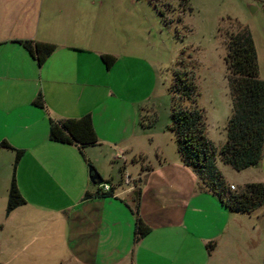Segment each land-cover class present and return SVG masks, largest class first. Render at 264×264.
<instances>
[{"label":"crops","instance_id":"crops-1","mask_svg":"<svg viewBox=\"0 0 264 264\" xmlns=\"http://www.w3.org/2000/svg\"><path fill=\"white\" fill-rule=\"evenodd\" d=\"M71 5L72 2L63 0L58 6L57 18L51 19L49 15L35 26L36 15L30 0H0V229L10 231L12 236L8 261L142 264L140 258L149 253L155 228H159L160 236L174 230L184 231L187 214L204 211L200 208L189 211L193 198H204L202 194L215 201L218 196L183 163L177 148L174 159L160 158L158 165L141 169L135 177L129 165H124V174H131L135 187L120 189L112 182L109 185L113 196H95L99 185L90 180L88 162L94 161L87 150L84 157L76 145L49 138L51 118H80L87 114L92 115L99 138L95 147L109 145L123 150L115 140L106 137L109 132L120 131V136H124L122 142L135 137L133 131L129 133L123 126L115 128L118 121L125 123L132 117L134 124L135 119L129 108L134 92L130 80L120 79L114 73L120 64L118 53L108 47L89 45L93 40L87 44L81 35L73 41L71 28L64 20ZM22 40L52 43L56 49L40 65ZM105 55L116 57L110 68L103 59ZM124 57L129 60L128 56ZM40 96L43 106L37 103ZM118 98L124 99L123 112L109 114L111 106L121 101ZM3 142L12 149L2 147ZM14 149L24 150L16 171ZM96 168L103 178L102 171ZM160 171L174 176L170 179L172 182L178 181L179 186L176 184L172 191L174 198H162L159 178L162 180L165 176ZM158 172L159 177L154 178ZM185 175L187 180L183 179ZM14 176L26 203L8 214ZM87 193L93 197L85 198ZM162 201L167 204L162 206ZM136 203L141 209V218L152 229L139 241H135L136 222L129 208H136ZM214 240L202 237L200 243L212 244ZM153 247L159 249L154 251L157 257L154 262L167 264L169 245L166 247L159 240Z\"/></svg>","mask_w":264,"mask_h":264},{"label":"rangeland","instance_id":"rangeland-1","mask_svg":"<svg viewBox=\"0 0 264 264\" xmlns=\"http://www.w3.org/2000/svg\"><path fill=\"white\" fill-rule=\"evenodd\" d=\"M62 1L30 0L36 15L34 25L49 15L51 19L57 18ZM66 1L72 2L64 20L71 28L73 41L81 35L87 44L88 40H93L89 45L116 51L120 64L114 73L120 79L130 80L134 90L129 105L130 115L133 112L135 115L134 124L130 117L125 123L118 121L115 128L123 126L129 133L133 131L135 137L122 142L124 136H120V131L106 134L123 150L109 145L86 147L94 161L89 170L97 166L104 175L105 184L113 182L120 189H127L130 185L123 183L124 165H129V171L135 177L141 169L158 165L160 158L174 159L176 148L178 151L177 136L172 129L174 107L202 109L207 137L217 149L225 144L226 127L233 113L231 71L227 63L228 36L238 27L250 31L257 48L260 78L264 80V0ZM124 56L129 60L126 61ZM179 69H186L193 76L197 86L194 102L182 98L175 90V71ZM118 100L121 101L111 100L117 103L111 106L109 114L123 112L124 99ZM123 153L127 161L121 155ZM116 155L120 158H115ZM217 165L226 184L229 187L235 185V190L247 183L264 182L261 166L237 171L223 163L220 157ZM164 173L165 179L159 178L160 193L162 198H174L172 191L179 183L172 182L174 176ZM160 174L158 172L154 178ZM183 179L188 178L185 175ZM200 196L205 197H194L189 211L192 208L204 211L187 214L184 231L174 230L160 236L159 228H155L156 233L151 238L153 244L149 253L141 256L140 262L158 264L154 262L157 258L154 251L159 249L153 246L161 240L162 245L170 248L167 264H264V206L252 213L234 212L218 197L219 200L214 201L207 195ZM165 204V201L161 202L162 206ZM129 208L136 222V218L141 217V209ZM159 208L163 212L162 207ZM9 232L0 229V264H28L20 260L8 261L12 239ZM202 237H212L215 242L203 245L200 243Z\"/></svg>","mask_w":264,"mask_h":264},{"label":"trees","instance_id":"trees-1","mask_svg":"<svg viewBox=\"0 0 264 264\" xmlns=\"http://www.w3.org/2000/svg\"><path fill=\"white\" fill-rule=\"evenodd\" d=\"M21 43L40 65L56 49L55 44L47 42L22 40ZM227 48L233 113L226 127L225 144L217 149L209 140L206 135L207 124L204 112L197 106L174 107L172 129L177 136L178 152L183 163L197 174L227 208L234 212L252 213L264 206V182L247 183L239 190H230L231 186L226 184L218 169L217 159L220 157L223 163L237 171L261 166L264 157V80L260 78L257 48L247 28L238 27L231 32L228 36ZM103 59L108 68L116 61V57L111 55H105ZM174 84L176 92L182 98L190 102L195 101L197 86L188 70H176ZM37 103L43 106L41 96ZM49 138L58 143L76 145L84 157L86 147L99 143L91 114L80 118L59 120L51 118ZM1 146L11 148L6 142ZM14 150L16 171L24 150ZM88 163L92 165L91 162ZM93 168L96 170L95 167ZM95 196L111 197L113 192H102L99 187ZM90 197L93 195L87 193L85 198ZM25 203L26 200L14 176L9 190L7 213ZM138 208L139 204L136 203V209ZM151 231V227L138 216L135 241H139Z\"/></svg>","mask_w":264,"mask_h":264},{"label":"built area","instance_id":"built-area-1","mask_svg":"<svg viewBox=\"0 0 264 264\" xmlns=\"http://www.w3.org/2000/svg\"><path fill=\"white\" fill-rule=\"evenodd\" d=\"M121 155L124 157V154H121ZM124 177H125V179L123 180L124 184L131 185L133 183L131 174L126 173ZM99 187L101 188L102 192H105V193H108V192L112 191V186L109 185V184L103 183V184L99 185ZM231 189L235 190L236 186L235 185H231Z\"/></svg>","mask_w":264,"mask_h":264},{"label":"water","instance_id":"water-1","mask_svg":"<svg viewBox=\"0 0 264 264\" xmlns=\"http://www.w3.org/2000/svg\"><path fill=\"white\" fill-rule=\"evenodd\" d=\"M261 167H262V171L264 172V157H263V160H262V163H261ZM89 171L91 173L90 180L93 183H95L97 185L103 184V178H102V176L99 174V172L97 170H94V168L91 167ZM135 196L137 197V193L135 194Z\"/></svg>","mask_w":264,"mask_h":264}]
</instances>
